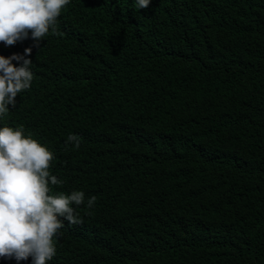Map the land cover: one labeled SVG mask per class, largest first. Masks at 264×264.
Returning <instances> with one entry per match:
<instances>
[{"label": "trees", "instance_id": "1", "mask_svg": "<svg viewBox=\"0 0 264 264\" xmlns=\"http://www.w3.org/2000/svg\"><path fill=\"white\" fill-rule=\"evenodd\" d=\"M57 33L0 118L85 193L47 264H264V0H70Z\"/></svg>", "mask_w": 264, "mask_h": 264}, {"label": "clouds", "instance_id": "2", "mask_svg": "<svg viewBox=\"0 0 264 264\" xmlns=\"http://www.w3.org/2000/svg\"><path fill=\"white\" fill-rule=\"evenodd\" d=\"M70 0H0V42L13 46L29 38L32 46L24 54L0 55V118L16 107L19 93L30 89L34 79L32 48H40L43 38L57 33V21ZM150 0H136L138 9H147ZM17 61L18 65L12 62ZM11 105V108H9ZM80 139L70 134L65 144ZM54 153L41 145L24 126L0 127V264L5 259L17 262L32 258L31 264H47L56 255L53 238L64 221L80 224L82 219L72 205L85 202V193L50 195V186H62L64 180L51 175ZM97 197L92 195L86 207L91 209Z\"/></svg>", "mask_w": 264, "mask_h": 264}]
</instances>
